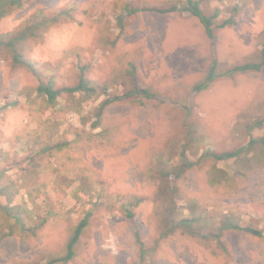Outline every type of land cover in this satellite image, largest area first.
Returning <instances> with one entry per match:
<instances>
[{"label":"rangeland","instance_id":"1","mask_svg":"<svg viewBox=\"0 0 264 264\" xmlns=\"http://www.w3.org/2000/svg\"><path fill=\"white\" fill-rule=\"evenodd\" d=\"M185 1L34 0L0 20L6 34L35 10L70 7L72 20L28 40L24 54L43 82L72 85L83 71L97 90L49 104L35 93L37 77L0 61V106L17 102L0 111V165L24 226L3 235L15 219L0 213V264H264V123L254 127L264 122V64L234 69L261 62L264 0H198L212 17L211 38L189 12L157 10ZM227 18L234 22L218 25ZM213 60L217 78L195 90ZM133 67L154 98L113 101L97 118L104 98L131 88ZM251 140L226 161L204 155ZM184 156L194 165L178 181L179 204L185 212L197 205L201 235L160 238L149 172ZM86 215L72 258L59 261ZM226 215L261 235L221 229L210 237Z\"/></svg>","mask_w":264,"mask_h":264},{"label":"trees","instance_id":"2","mask_svg":"<svg viewBox=\"0 0 264 264\" xmlns=\"http://www.w3.org/2000/svg\"><path fill=\"white\" fill-rule=\"evenodd\" d=\"M32 1L34 0H0V20L10 16L16 11L21 10L26 4ZM177 9L189 12L190 14L199 18L201 23L205 26V31L208 37H212L210 29L212 17H207L202 13L198 0H186L182 8H179V6L177 5H172L167 8L157 10L160 12H170ZM70 20H72L70 7H62L50 12H46L41 9L35 10L34 12L30 13L29 16L24 19L23 23L18 25L16 29L6 34H0V61L6 59L12 67H22L33 76L37 77L39 80L35 62L29 60L24 54L25 43L28 40L41 39L44 35V32L49 28ZM232 22H234L232 18H227L226 20L220 22V24L218 25L224 26L226 25V23ZM261 58V62L259 63L243 64L241 66H236L234 69L259 70L260 67L264 64V46L261 49ZM215 64V60H213L208 74L195 86V90L207 88L211 84V82L217 78V74L215 72ZM134 72V67L128 72V76L132 81L131 88L122 91L120 94L108 96L98 104L96 113L97 118L100 117L101 112L104 110L105 106L113 101L127 100L133 98L135 95H140L145 98H154V94L139 86L137 77ZM96 91V87L91 85L90 82L83 77V71L79 72L76 82L72 85L55 87L52 80L43 82L40 79L37 86L35 87V93L44 97L49 104H54L57 98L62 94H81L88 98L95 95L97 93ZM16 103V101L10 102V104L12 105H15ZM10 104L4 103L3 105H1L0 111L6 109ZM262 121L263 120L254 122V127L261 126L264 123ZM253 142L255 141L251 140L246 146H241L233 150L222 152L207 151L204 153V155L211 157L214 161H226L231 158L238 157L241 152L245 151L248 145L250 146ZM260 142L264 145L263 138H260ZM32 154L33 155L30 156L31 158H33L34 154H38V152L36 151ZM193 165L194 163L186 159L184 156L181 162L171 164L169 167L162 166V163L159 162V165L156 164L153 168L150 169L149 175L156 182L154 202L159 216L157 231L160 238H166L169 235L177 232L188 233L191 235H201L200 226L195 225L198 223L199 218L192 215L194 213V208L195 210L197 209V205L195 203H191L188 207L189 212H185L182 210L179 204L182 195L178 187V181L182 177L184 172ZM215 177L216 176H212L211 180H214ZM5 178V167H2L0 165V213L3 217H6L5 220L9 221V219L11 218L15 219V223L10 224L7 232L3 234L9 235L12 234L13 229L17 228L18 224L20 225L18 228V230H20L19 232L24 229L21 221L23 211H21L20 208H17L19 204L11 203L14 195V191L12 189V186L10 185L12 179L8 178V180L6 181ZM2 196H5V199L7 200V203L5 202L6 204L2 202ZM139 201V198H135V200L131 203L132 208L136 207ZM132 208H125L123 211L124 216L130 222L133 221L134 212ZM195 213L197 212L195 211ZM86 219L87 215L81 218L79 223L75 226L72 235L67 241L66 252L63 256L58 258L59 261L68 262L72 258L74 254V246L78 240L82 227L86 223ZM27 229L25 230L27 231ZM221 229L239 230L257 236L261 235V231L258 228L249 225H241L234 218H230L227 215L223 216V218L221 219V225L209 232L208 235H210V237L216 238L220 235ZM0 235H2V233ZM135 237L138 245H142L140 236L137 231Z\"/></svg>","mask_w":264,"mask_h":264}]
</instances>
